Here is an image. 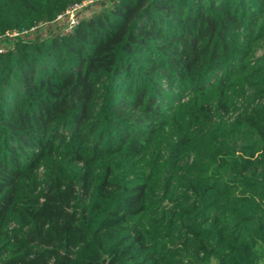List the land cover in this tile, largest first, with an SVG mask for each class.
Segmentation results:
<instances>
[{"label": "trees", "instance_id": "1", "mask_svg": "<svg viewBox=\"0 0 264 264\" xmlns=\"http://www.w3.org/2000/svg\"><path fill=\"white\" fill-rule=\"evenodd\" d=\"M0 0V264H260L264 0Z\"/></svg>", "mask_w": 264, "mask_h": 264}, {"label": "rangeland", "instance_id": "2", "mask_svg": "<svg viewBox=\"0 0 264 264\" xmlns=\"http://www.w3.org/2000/svg\"><path fill=\"white\" fill-rule=\"evenodd\" d=\"M94 1L95 0H88L86 3H84L79 8V10L75 11V13H77V15H78V13H81L82 15L91 14L94 10L97 9V6L93 4ZM72 20H74V22H76L77 17H75L74 19H71L68 14H65L64 16L59 17L55 20H48V21L39 20L37 22L38 28H36V26H33L29 29H23L22 31L25 34L26 33L27 34L32 33L31 34L32 36L44 35L48 32L49 33H54V32H58V31L65 32L68 29H70L71 25L74 23ZM17 36H21V35L18 34V35H16V37ZM13 37H15V36H13ZM13 37H9L7 35V32L6 33H0V45L10 44L11 43L10 39ZM254 55L256 57L264 56V43L256 48ZM260 264H264V259L260 262Z\"/></svg>", "mask_w": 264, "mask_h": 264}, {"label": "built area", "instance_id": "3", "mask_svg": "<svg viewBox=\"0 0 264 264\" xmlns=\"http://www.w3.org/2000/svg\"><path fill=\"white\" fill-rule=\"evenodd\" d=\"M88 0H84V1H82V2H76V3H74L67 11H66V13L65 14H68L69 15V17L71 18V19H74L75 17H77V13H75V11H77V10H79V8L84 4V3H86ZM65 14H63V15H59L58 16V18L59 17H62V16H64ZM73 22H74V20H72ZM75 23V22H74ZM73 23V24H74ZM72 24V25H73ZM71 25V26H72ZM71 28V27H70ZM20 32L19 31H17V30H13V31H10V32H8L7 33V35L9 36V37H13V36H16V35H18ZM2 51H5V48L3 47V45H0V52H2Z\"/></svg>", "mask_w": 264, "mask_h": 264}]
</instances>
